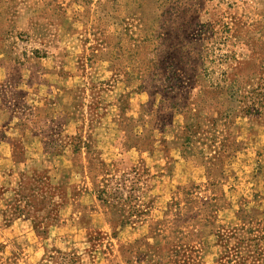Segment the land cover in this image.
<instances>
[{
    "label": "rangeland",
    "instance_id": "374dc122",
    "mask_svg": "<svg viewBox=\"0 0 264 264\" xmlns=\"http://www.w3.org/2000/svg\"><path fill=\"white\" fill-rule=\"evenodd\" d=\"M0 264H264V0H0Z\"/></svg>",
    "mask_w": 264,
    "mask_h": 264
},
{
    "label": "trees",
    "instance_id": "16d2710c",
    "mask_svg": "<svg viewBox=\"0 0 264 264\" xmlns=\"http://www.w3.org/2000/svg\"><path fill=\"white\" fill-rule=\"evenodd\" d=\"M107 187V186H106ZM114 188V189H113ZM112 190H108L107 188L103 187L101 189L98 190V197L99 199H102L104 202H108L110 200V198H120L119 195L123 196V191L125 190V192L127 191L129 194L127 195V197L131 200V201H136V196H135V191L137 190V188H134L133 184H129L126 185L125 182H122V184H116V186H114ZM133 209L135 208V204H132L131 206Z\"/></svg>",
    "mask_w": 264,
    "mask_h": 264
}]
</instances>
